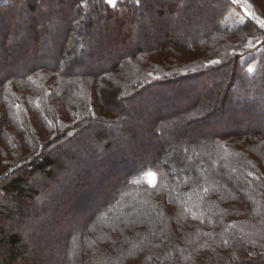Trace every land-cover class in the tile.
I'll use <instances>...</instances> for the list:
<instances>
[{"label": "trees", "instance_id": "1", "mask_svg": "<svg viewBox=\"0 0 264 264\" xmlns=\"http://www.w3.org/2000/svg\"><path fill=\"white\" fill-rule=\"evenodd\" d=\"M236 6L0 0V264H264V29Z\"/></svg>", "mask_w": 264, "mask_h": 264}, {"label": "rangeland", "instance_id": "2", "mask_svg": "<svg viewBox=\"0 0 264 264\" xmlns=\"http://www.w3.org/2000/svg\"><path fill=\"white\" fill-rule=\"evenodd\" d=\"M260 1V2H259ZM258 2L259 3H261V10H259L258 8H257V6H255L254 5V7L256 8V11L258 12V14H259V16L261 17V20H264V0H258ZM257 2V3H258ZM255 3V2H254ZM253 3V4H254ZM198 4H201V2H199ZM52 5L53 6H55V7H57V8H63V10H65L64 8H67V6L65 5V6H63V4H58L57 2H54L53 3V1H52ZM211 12V11H210ZM232 12L233 13H235L236 14V16L238 17V19L241 21V19H243V20H245V18L247 17L248 18V16L247 15H245V10H243L242 8H240V7H238V6H236V8H234V9H232ZM23 15H24V17H25V13H22ZM206 14H210V13H208V10H206ZM23 15L22 16H20V19H18L17 21H16V27L17 28H20V30H22V28H23ZM199 15V14H198ZM192 18V17H191ZM259 18V17H258ZM260 19V18H259ZM181 21H184V20H181ZM162 26V25H161ZM23 35V34H22ZM41 38H43V37H41ZM260 97H264V93H261V94H258L257 96H253V95H250L249 97H248V99L249 100H256V99H259ZM259 111L260 112H264V108L263 109H258V113H259ZM74 155H76V154H74ZM92 160V159H91ZM90 163L84 168L85 169V171H91L92 169L90 168ZM67 167L68 168H70V165H67ZM90 168V169H89ZM71 169V168H70ZM40 180H41V178H40V176H36L35 178H34V181L35 182H40ZM57 181H59V180H57ZM59 183H62L61 181H59ZM70 197V196H69ZM99 197V196H98ZM83 198V197H82ZM98 200L99 199H93L92 200V203L93 204H97V202H98ZM91 203V202H90ZM54 207V206H53ZM65 208V207H64ZM63 206H62V208H60L59 210L60 211H62L63 209ZM66 209V208H65ZM70 220H67V221H64V222H62V225H60V226H58V227H53V225H52V223H50V221L49 220H47V222L46 223H44L43 225H45V227H43L42 229V232L43 231H46V230H51L50 231V236H52L53 238H55V239H57V238H59V236L61 237L62 236V230H61V228L62 227H64V228H69V226L70 225H72L73 224V222L71 221L72 219H71V217L69 218ZM61 227V228H60ZM60 231V232H59ZM35 243V245H37L38 243L40 244L41 243V240H37V241H35L34 242ZM33 243V244H34ZM50 251H52V248L51 249H49V250H46V248H44V250L43 251H38L40 254L41 253H43V254H47L48 253V257L52 254V252H50ZM16 264H18V263H16ZM20 264H23V263H20ZM198 264H201V263H199L198 262Z\"/></svg>", "mask_w": 264, "mask_h": 264}, {"label": "snow or ice", "instance_id": "3", "mask_svg": "<svg viewBox=\"0 0 264 264\" xmlns=\"http://www.w3.org/2000/svg\"><path fill=\"white\" fill-rule=\"evenodd\" d=\"M85 2H87V0H85ZM137 2H140V0H137ZM107 3H109L111 5H114L116 3V0H107ZM231 3L237 4V3H240V0H231ZM245 15H247L249 17V22H256V23H253V26L254 27H257L258 26L260 29H264V20H261L258 17L254 16L252 13L248 12L247 9H245ZM240 23L241 24H244L245 21L243 19H241ZM252 45H253V42L252 41H249L248 42V47L251 48ZM219 63H220V61H218V60L211 61L209 63V65H206V67L207 66H211V65H215V64H219ZM248 70L251 71L252 69H248ZM17 107H19V106H17ZM145 176L146 177H152V176H154V174L151 173V172H149V173H146ZM138 182L139 181H134V183H138ZM149 183L151 184V181H149ZM151 186L152 187H156L155 184H151Z\"/></svg>", "mask_w": 264, "mask_h": 264}, {"label": "built area", "instance_id": "4", "mask_svg": "<svg viewBox=\"0 0 264 264\" xmlns=\"http://www.w3.org/2000/svg\"><path fill=\"white\" fill-rule=\"evenodd\" d=\"M236 5L242 8L243 10L247 9L248 12L261 19L258 12L256 11V8L254 7L252 0H240V3H237Z\"/></svg>", "mask_w": 264, "mask_h": 264}, {"label": "crops", "instance_id": "5", "mask_svg": "<svg viewBox=\"0 0 264 264\" xmlns=\"http://www.w3.org/2000/svg\"><path fill=\"white\" fill-rule=\"evenodd\" d=\"M110 6L114 9H116L118 6H119V0H116V3L114 5H111Z\"/></svg>", "mask_w": 264, "mask_h": 264}]
</instances>
